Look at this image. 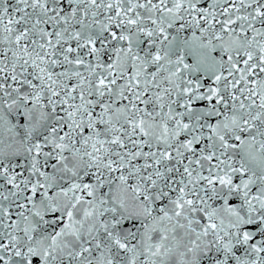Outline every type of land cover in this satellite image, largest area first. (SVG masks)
Returning <instances> with one entry per match:
<instances>
[{"label": "snow or ice", "instance_id": "obj_1", "mask_svg": "<svg viewBox=\"0 0 264 264\" xmlns=\"http://www.w3.org/2000/svg\"><path fill=\"white\" fill-rule=\"evenodd\" d=\"M0 264H264V0H0Z\"/></svg>", "mask_w": 264, "mask_h": 264}]
</instances>
